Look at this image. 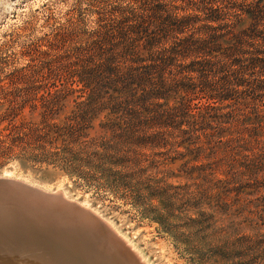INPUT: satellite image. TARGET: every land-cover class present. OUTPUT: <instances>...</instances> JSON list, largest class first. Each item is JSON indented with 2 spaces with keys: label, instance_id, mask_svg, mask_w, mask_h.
<instances>
[{
  "label": "trees",
  "instance_id": "trees-1",
  "mask_svg": "<svg viewBox=\"0 0 264 264\" xmlns=\"http://www.w3.org/2000/svg\"><path fill=\"white\" fill-rule=\"evenodd\" d=\"M131 1L58 55L39 90L5 111L0 155L19 147L102 167L132 161L129 153L167 136L184 148L183 158L209 161L186 160L191 174L212 182L213 159L229 154L250 191L261 193L264 0ZM27 107L31 117L19 119ZM234 177L212 185L216 206L237 203L242 190Z\"/></svg>",
  "mask_w": 264,
  "mask_h": 264
},
{
  "label": "rangeland",
  "instance_id": "rangeland-1",
  "mask_svg": "<svg viewBox=\"0 0 264 264\" xmlns=\"http://www.w3.org/2000/svg\"><path fill=\"white\" fill-rule=\"evenodd\" d=\"M133 6L131 0H0V121L10 106L39 90L41 74L54 67L52 61L87 39L111 9ZM29 110L19 119L30 118ZM100 121H95L97 129ZM7 124L1 121L0 130ZM164 138L129 153L132 161L102 167L96 161L36 157L38 151L30 149L21 154L16 147L0 155V175L13 171L15 177L52 191L61 189L63 196L88 205L78 202L102 218L104 224L97 228L104 230V243L112 239L130 264H137L133 255L142 264H264V205L257 207L264 203V190L250 191L248 175L239 177L243 169L229 154L213 159L219 164L212 182L198 178L184 163L189 159L190 166H200L209 161L183 158L184 148ZM230 176L239 181L242 193H233L237 203L216 206L218 191L212 185ZM247 235L253 240L241 239Z\"/></svg>",
  "mask_w": 264,
  "mask_h": 264
},
{
  "label": "water",
  "instance_id": "water-1",
  "mask_svg": "<svg viewBox=\"0 0 264 264\" xmlns=\"http://www.w3.org/2000/svg\"><path fill=\"white\" fill-rule=\"evenodd\" d=\"M84 214L104 224L78 202L64 198L63 193L47 192L17 179L0 178V250L9 247L10 250L18 249L22 254L42 255L41 258L47 255L46 258L50 259L52 253L47 250L53 242L52 234L61 238L64 235L59 224L65 221L75 230L82 229L84 232L78 223ZM83 235L89 245L87 235ZM116 238L123 245L122 240ZM109 244L110 241H107L106 247ZM132 257L137 264H142L134 255ZM59 258L54 260L55 264H59Z\"/></svg>",
  "mask_w": 264,
  "mask_h": 264
},
{
  "label": "bare ground",
  "instance_id": "bare-ground-1",
  "mask_svg": "<svg viewBox=\"0 0 264 264\" xmlns=\"http://www.w3.org/2000/svg\"><path fill=\"white\" fill-rule=\"evenodd\" d=\"M12 172L13 171H11V172L6 171V173H4L3 175H0V178H10V179L21 180L24 183L30 184V185L35 186V187H40L41 189H43L47 192H51V193H61L62 192L61 189H57L55 191H52V190H49V189L44 188L42 186H39L37 184H34L30 181L15 177L12 174ZM64 197L68 200L79 202V203H81L80 205H83L86 208H89V206L86 205L85 203L71 199L66 194ZM94 212L98 213L97 211H94ZM82 218H81V220L78 221V223L82 226L84 234L87 235V239L89 240V245H88L87 240L83 237L85 235H83L82 229L75 230L71 224H68L64 221V222H61L59 224V226H61V228L64 232L63 238H61L55 234L54 235L52 234V236H51L53 242H50L49 248H48L49 250H47L49 252V254L50 253L53 254V255L50 254L51 255L50 259L46 258L47 255L43 256L42 258H41L42 255H40V256L38 255L36 257H33V255L30 253L22 254L19 252L18 249H16V250L11 249L10 250V248L7 247V249L2 248L0 250V264H55L54 260H56L59 257L60 258L57 260L59 262V264H100L99 261L102 264H130L127 261V259L130 257H128L126 259L124 254H122V252H120L117 248L115 249L114 245H112V242H111L112 239H110L109 246L106 247L107 243H104V242H106L105 241L106 236H105V239L103 237H101L104 230H102V232H101L99 230V228H97L99 226H102V224H100L97 220L96 221L98 222V225L95 224V222H92L90 220L91 217L89 218L86 215H82ZM82 220L84 222H86L87 225ZM104 227H106V226H104ZM100 229H101V227H100ZM114 229H115V227H114ZM115 231L118 232L116 229H115ZM119 234L122 235L120 232H118V235ZM123 237H124V235H123ZM127 242H129V241H126V243ZM50 247H51V249H50ZM125 251H126V249H125ZM65 253L68 254L70 257H72V259L69 258L68 256H66ZM141 257L142 256H140V258Z\"/></svg>",
  "mask_w": 264,
  "mask_h": 264
}]
</instances>
